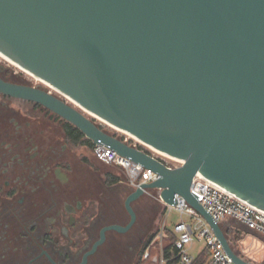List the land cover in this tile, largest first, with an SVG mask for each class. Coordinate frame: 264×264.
<instances>
[{
	"label": "water",
	"instance_id": "95a60500",
	"mask_svg": "<svg viewBox=\"0 0 264 264\" xmlns=\"http://www.w3.org/2000/svg\"><path fill=\"white\" fill-rule=\"evenodd\" d=\"M0 54L74 105L1 78L0 92L156 173L126 198L128 224L107 229L133 224L130 203L144 189L171 205L181 196L235 262L250 264L190 185L199 172L264 210V0H0Z\"/></svg>",
	"mask_w": 264,
	"mask_h": 264
},
{
	"label": "flooded vegetation",
	"instance_id": "af4514ba",
	"mask_svg": "<svg viewBox=\"0 0 264 264\" xmlns=\"http://www.w3.org/2000/svg\"><path fill=\"white\" fill-rule=\"evenodd\" d=\"M12 66L0 58L3 81L72 104ZM82 112L112 135L138 143ZM92 145L42 104L0 92V264L139 263L158 207L144 193L130 203L135 220L127 230L107 229L128 224L125 201L135 188L120 174L105 172Z\"/></svg>",
	"mask_w": 264,
	"mask_h": 264
},
{
	"label": "built area",
	"instance_id": "2783aa9c",
	"mask_svg": "<svg viewBox=\"0 0 264 264\" xmlns=\"http://www.w3.org/2000/svg\"><path fill=\"white\" fill-rule=\"evenodd\" d=\"M93 154L97 160L115 166L124 172V180L135 189L157 178L156 173L150 169H145L142 165L118 154L114 149L104 144H93ZM160 157L164 159L169 167H177L182 164L180 160L174 158ZM148 191L149 189H144V193ZM190 193L215 222L222 225L229 220L236 221L264 247V210L218 186L199 172L192 178ZM157 197L164 207L174 209L182 215H187L192 222L182 220L173 226L172 230L176 239L173 241L168 254L164 244V239L167 236L166 228L162 226L144 247L141 254L143 262L167 264L174 261L175 264H193L196 257L189 254L188 248L194 239H197L204 241V248L207 250V258L203 264H239L226 253L210 225L184 198L176 196V203L171 205L164 203L158 194ZM233 251L248 263L255 264L242 257L234 249Z\"/></svg>",
	"mask_w": 264,
	"mask_h": 264
},
{
	"label": "rangeland",
	"instance_id": "374dc122",
	"mask_svg": "<svg viewBox=\"0 0 264 264\" xmlns=\"http://www.w3.org/2000/svg\"><path fill=\"white\" fill-rule=\"evenodd\" d=\"M12 67L15 68L14 66ZM97 121L100 122L99 120ZM100 123L106 129L112 131V129L107 127L103 122H100ZM95 160L100 162L97 159ZM104 170L105 172L112 174V175L120 174L123 177V179H125L124 172H122L120 169L116 168L115 166L105 164ZM147 193H150V194H146V197L149 199L151 203L155 204L158 207V210L156 213V220L153 225L154 228L151 230V232L148 235H146L141 248H143V246L145 245V242L147 241V239H149V236L153 232H157L158 230H160L162 226H165V228L167 229H173V226L182 220L186 222H192L187 215H182L174 209H169L168 207H164L157 197L156 190L148 191ZM221 228L224 231H226L229 228H232L230 230L233 231L232 234L234 235H229L227 236V238L230 241V246L236 252H238L242 257L254 262L255 264H264V247L261 246L256 241V239L252 237V235H249L248 231L243 226H241L239 223H237L234 220H229L225 222L224 224H222ZM204 247H205L204 241H199L197 239H194L193 243L188 248V252L192 256L196 257L204 249ZM141 261L142 260L140 259V262ZM142 264H151V263L149 261H146V262H143Z\"/></svg>",
	"mask_w": 264,
	"mask_h": 264
},
{
	"label": "trees",
	"instance_id": "16d2710c",
	"mask_svg": "<svg viewBox=\"0 0 264 264\" xmlns=\"http://www.w3.org/2000/svg\"><path fill=\"white\" fill-rule=\"evenodd\" d=\"M92 147H93V145H92ZM113 181H115V178L113 179ZM112 181V182H113ZM230 229H232V228H229V229H227L226 231H225V234H226V236H229V235H234V234H232L233 233V231H231ZM155 233L156 232H153L150 236H149V239H147V241L145 242V245L143 246V248L141 249V253L140 254H142V251H143V249H144V247L148 244V242L150 241V239L155 235ZM166 238L164 239V244H165V247H166V253L168 254L169 252V249L172 247V244H173V241L176 239V236H175V233L173 232V230L172 229H167L166 228ZM206 258H207V250H205V248L199 253V255L198 256H196V258H195V261H194V263L193 264H203L204 262H205V260H206ZM143 263V261H139V263L138 264H142ZM167 264H175V262L174 261H171V262H169V263H167Z\"/></svg>",
	"mask_w": 264,
	"mask_h": 264
},
{
	"label": "bare ground",
	"instance_id": "6f19581e",
	"mask_svg": "<svg viewBox=\"0 0 264 264\" xmlns=\"http://www.w3.org/2000/svg\"><path fill=\"white\" fill-rule=\"evenodd\" d=\"M0 58L3 59V60H5V61H7L8 63H10L11 65L15 66L16 68H18V69H20V70L26 72L28 75H31L30 73H28L27 71H25L24 69H22L21 67H19L17 64L11 62L10 60H8L7 58H5V57H4L3 55H1V54H0ZM34 79H35L36 81H38L39 83H42V84L45 85V83L42 82L40 79H38V78H36V77H35ZM52 89H53L54 92H56V93H58L59 95L62 96V94L59 93L58 91H56L54 88H52ZM68 101L71 102L70 100H68ZM101 122H102V121H101ZM103 123H104V122H103ZM129 137L132 138V139H134L135 141L138 142V140H137L136 138L132 137L131 135H129ZM147 147H148V146H147ZM148 148H149L153 153H155V154H157V155H159V156H163V157H166V158H168V159H173L172 157H169V156H167V155H164V154H162V153H160V152H158V151H156V150H154V149H152V148H150V147H148Z\"/></svg>",
	"mask_w": 264,
	"mask_h": 264
}]
</instances>
